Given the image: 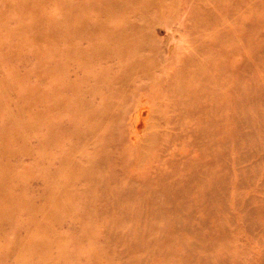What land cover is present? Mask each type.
<instances>
[{"label": "rangeland", "instance_id": "obj_1", "mask_svg": "<svg viewBox=\"0 0 264 264\" xmlns=\"http://www.w3.org/2000/svg\"><path fill=\"white\" fill-rule=\"evenodd\" d=\"M0 264H264V0H0Z\"/></svg>", "mask_w": 264, "mask_h": 264}, {"label": "bare ground", "instance_id": "obj_2", "mask_svg": "<svg viewBox=\"0 0 264 264\" xmlns=\"http://www.w3.org/2000/svg\"><path fill=\"white\" fill-rule=\"evenodd\" d=\"M95 25H92V27H94ZM91 28V27H90ZM89 43H92V39L90 40V42ZM95 49H94V47H92L91 48V50L88 52V53H85V54H83V56L81 57V59H80V61L83 63V64H85V63H88L89 61H92L93 60V62H95V60H94V58H93V56H92V54L95 52L94 51ZM118 54H119V50L118 51H116ZM117 54V55H118ZM67 56H69V57H72V59L73 60H75V61H78V56H77V53H75V52H69L68 53V55ZM118 62H120V60L118 61ZM126 68H128L129 69V72H131L132 71V69L133 68H130V66H127V67H125V68H123L122 69V71L119 73V76H118V83H121L122 84V82L123 81H120V78L123 76V75H126V74H128L127 73V69ZM152 69H151V67H149V65L148 64H142V66H141V71H135L134 73H139V72H150ZM101 71H103L104 72V69L103 70H101ZM124 72V73H123ZM123 73V74H122ZM99 84L101 83L100 81H97ZM112 101H114V102H116V99L114 98V99H112V100H110V101H108L106 104H105V108L109 111V112H107L106 114H108V115H113L114 114V111H113V108H115V105H114V107L113 106H110L109 105V102H112ZM122 101H124V100H122ZM86 103H84V104H82L81 105V107L84 109V113H82V118H85V117H87V116H89L88 114L90 113V112H96V111H98V108L99 107H101L100 105H90V104H88V105H85ZM102 108V113L104 112V108L103 107H101ZM149 108H150V106H147V105H145L144 103H143V105L141 104L138 108H137V113H136V115H135V113H134V115H135V119L133 120V122H134V126H135V132H136V130L138 129V127H140L141 126V122L143 121L142 119H143V116L145 115V113H147V112H149ZM111 113V114H110ZM116 114V113H115ZM115 114L113 115V116H115ZM133 115V116H134ZM116 118V117H115ZM114 118V119H115ZM109 124V123H108ZM107 124V125H108ZM144 123H142V125H143ZM96 127H98V128H100L99 126H96ZM107 127V126H106ZM105 127V128H106ZM91 128H85L84 129V131H83V133H84V137L85 136H88V135H90V133H91ZM106 131V130H105ZM131 138V137H130ZM72 141V140H71ZM68 142V141H67ZM66 142V143H67ZM68 144V143H67ZM103 144H104V142L102 143V140H98L97 141V150H96V155L98 156V155H100L101 153H103L102 152V147H103ZM66 145V144H65ZM64 148H65V146H64ZM63 148V149H64ZM77 148V147H76ZM59 150H60V148H59ZM91 150V149H90ZM61 151H63L62 149H61ZM75 151V150H74ZM73 151V152H74ZM86 152H87V150H85ZM57 152H59V151H57ZM72 152V153H73ZM63 153V152H62ZM69 152H66V154H68ZM63 154H65V153H63ZM57 155V154H56ZM69 155H71V154H69ZM77 155V154H76ZM76 155H74V156H76ZM79 155V154H78ZM60 156H62V155H60ZM73 156V157H74ZM82 156H84V155H82ZM86 156V155H85ZM63 157H65L64 155H63ZM81 157V156H80ZM84 158V157H83ZM98 158H99V160H100V164L103 162V159H104V157L103 156H98ZM107 158H109V156L107 157ZM60 159V161H61V158H59ZM85 159V158H84ZM87 159V158H86ZM97 159V158H96ZM75 161V160H74ZM74 161H72V162H74ZM106 161V160H105ZM64 162V161H63ZM71 162V163H72ZM82 162V161H81ZM86 162V161H85ZM89 162V161H88ZM60 163V162H59ZM62 163V162H61ZM65 163H67V162H65ZM64 163V164H65ZM77 163V162H76ZM106 163V162H105ZM79 164V163H78ZM86 164V163H85ZM99 164V165H100ZM102 164H104V163H102ZM107 165L109 164L108 162L106 163ZM61 165V164H60ZM73 165V164H72ZM88 165V164H87ZM62 166V165H61ZM60 166V167H61ZM66 166H67V164H66ZM84 166H86V165H84ZM84 166H82V165H80L79 164V167L81 168H84ZM90 166V165H89ZM55 167H57V166H55ZM69 169H71V167H69V166H67ZM66 167V168H67ZM77 167V170L79 171L80 170V168L78 169V166H76ZM98 167V166H97ZM104 167V166H103ZM110 167V166H109ZM58 168H59V166H58ZM81 168V169H82ZM86 168V167H85ZM61 169H63V168H61ZM69 169H66V170H68V172H69ZM73 169V168H72ZM104 170H105V168H103ZM54 170V169H53ZM77 170H76V172H77ZM86 170H87V168H86ZM92 170V169H91ZM90 170V172H93V170L91 171ZM104 170H103V172H104ZM72 171H74V170H72ZM71 171V172H72ZM106 171V170H105ZM54 172H56V170L54 171ZM80 172H81V170H80ZM101 172V171H100ZM57 173V172H56ZM71 174V173H70ZM87 174V173H86ZM85 174V175H86ZM107 174V173H106ZM113 174V173H112ZM50 175H51V173H50ZM62 175V174H61ZM73 175V174H72ZM109 175V174H108ZM111 175V174H110ZM93 176V175H92ZM49 177H52V176H49ZM58 177H60V175L58 176ZM88 177V176H87ZM80 178H82V180H84L83 179V177H82V175H81V177ZM51 179V178H50ZM95 179V178H94ZM102 179V178H101ZM77 180H79V179H77ZM96 180V179H95ZM94 180V181H95ZM58 181H61L60 179L58 180ZM72 181V180H71ZM71 181H69V182H71ZM93 181V180H92ZM50 182V181H49ZM69 182H66L67 184L69 183ZM107 182V181H106ZM60 183H62V182H60ZM94 183V182H93ZM49 184V183H48ZM64 184V183H63ZM62 184V185H63ZM70 184V183H69ZM66 185V184H65ZM86 186V185H85ZM81 187V186H80ZM95 187H97V186H95ZM57 188V187H56ZM62 188V187H61ZM98 188V187H97ZM108 188V187H107ZM84 189V188H83ZM99 189V188H98ZM115 189H116V187H115ZM132 189V188H131ZM61 190V189H60ZM91 190V189H90ZM125 190V189H124ZM67 191V190H66ZM80 191H82V189H80ZM85 190H83V192H84ZM98 191V190H97ZM86 192V191H85ZM103 192V191H102ZM107 192V191H106ZM133 192V191H132ZM132 192H131V195H132ZM79 193V192H78ZM99 193V192H98ZM97 193V194H98ZM104 193V192H103ZM115 193V192H114ZM80 194V193H79ZM88 194V193H87ZM86 194V195H87ZM137 194V193H136ZM98 196V195H97ZM75 197V196H74ZM73 197V198H74ZM87 197V196H86ZM117 197V196H116ZM132 197H136L135 196V192H134V196L132 195ZM131 197V198H132ZM65 198V197H64ZM88 198V197H87ZM86 198V199H87ZM137 198H139V197H137ZM89 199V198H88ZM128 199V198H127ZM127 199H125V201L127 200ZM64 200V199H63ZM92 200H94V199H92ZM124 200V199H123ZM123 200L121 201V203L123 202ZM86 201V200H85ZM129 201V200H128ZM140 201V200H139ZM87 202H89V201H87ZM133 202H138V201H135V200H133ZM132 201H130V203L132 204L133 203ZM140 202H142V200L140 201ZM145 202V201H144ZM90 203V202H89ZM92 203V202H91ZM94 203V202H93ZM126 203H127V201H126ZM126 204V208H127V205H131V204ZM134 203V204H135ZM82 204V203H81ZM140 204H142V203H140ZM90 205V204H89ZM136 205V204H135ZM119 206H120V204H119ZM133 206V205H132ZM142 206V205H141ZM46 207V206H45ZM84 207H86V206H84ZM136 207V206H135ZM92 208V207H91ZM44 209V208H43ZM45 209H47V208H45ZM44 209V210H45ZM85 209V208H84ZM88 209V208H87ZM87 209L85 210V211H87ZM113 209V208H112ZM119 209V208H118ZM128 209V208H127ZM135 209H137V208H135ZM51 210V209H50ZM90 210V209H89ZM93 210V209H92ZM91 210V211H92ZM121 210H122V207H121ZM135 211H137V210H135ZM45 212H46V210H45ZM44 212V213H45ZM125 212H127V211H124V213ZM131 214H130V213ZM129 212H127V213H129L130 215H132V212H131V209L129 208ZM83 213V212H82ZM92 213V212H91ZM126 213V214H127ZM138 213H140L141 214V212H139V210H138ZM137 213V214H138ZM143 213V212H142ZM46 214V213H45ZM86 214V213H85ZM90 214V213H89ZM89 214H87V215H89ZM134 214V213H133ZM135 215H136V213H135ZM43 241V240H42ZM33 242V241H32ZM44 242V241H43ZM43 242H40L39 243V245H41V243H43ZM35 243V242H34ZM28 244V243H27ZM36 244L38 245V243L36 242ZM47 244H49L48 242H47ZM33 245H35V244H33ZM46 246V245H45ZM48 246V245H47ZM44 250H45V248H44ZM44 252V251H43ZM45 253V252H44Z\"/></svg>", "mask_w": 264, "mask_h": 264}]
</instances>
